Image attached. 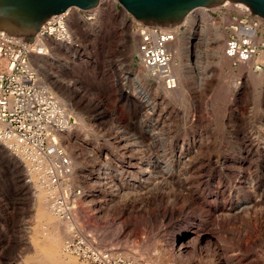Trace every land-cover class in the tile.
Instances as JSON below:
<instances>
[{
	"label": "rangeland",
	"instance_id": "374dc122",
	"mask_svg": "<svg viewBox=\"0 0 264 264\" xmlns=\"http://www.w3.org/2000/svg\"><path fill=\"white\" fill-rule=\"evenodd\" d=\"M123 9L120 4L117 13L107 9L101 16L84 62L51 70L73 83L71 91L62 92L69 96L65 103L72 115L79 117L73 141H85L63 144L73 162L71 183L83 193L70 220L50 206L37 170L28 162L34 172L28 175V165H18L10 150L0 147V264H30L37 256L36 241L47 242L53 234L62 251L77 224L94 230V241L103 249H118L137 264H167L168 259L170 264H264V79L238 92V72L226 62L217 82L203 91L183 83L177 100L142 76L149 107L119 83L120 60L137 70L135 20L140 21ZM162 150L175 167L192 162V171L183 169L178 176L184 178L183 192L175 183L155 186L157 176L141 175ZM40 191L56 216L49 230L39 218ZM246 202L251 205H241ZM180 238L189 244L182 247ZM62 253L68 262L52 264H87Z\"/></svg>",
	"mask_w": 264,
	"mask_h": 264
},
{
	"label": "built area",
	"instance_id": "2783aa9c",
	"mask_svg": "<svg viewBox=\"0 0 264 264\" xmlns=\"http://www.w3.org/2000/svg\"><path fill=\"white\" fill-rule=\"evenodd\" d=\"M101 2L98 0L97 5L90 9L80 8L77 13L72 10L73 6L50 16L39 26L32 41L0 29V141L17 159L29 162L32 169L37 170L36 175L49 190L52 208L64 220L71 219L83 196L82 190L71 183L73 162L60 139L75 130L76 122L67 108L52 95L40 76L38 64L40 59L50 58L53 49L56 60L52 62L50 72L52 68H69L71 64L84 62V54L97 32L95 23L100 17L97 7ZM113 2L117 11L120 3L110 0ZM242 4L210 10L208 18L212 25L219 26L220 32L227 34L222 54L231 62L234 71L239 73L238 68L246 67L254 74L263 75L264 62L259 58L264 56V17L256 14L249 4ZM189 26L185 22L178 26H165L136 20L135 71L146 74L152 85H158L167 92L176 91L180 81L175 72L173 46L180 36L188 32ZM123 45L125 48V41ZM195 50L192 48L188 64L196 82L204 86L217 82L221 73L218 67L210 65L203 77L199 75ZM117 66L120 85L130 93L126 86L128 82H134L129 73L135 71L124 60H120ZM241 75L237 76L239 81L247 75V70ZM204 86L199 90L203 91ZM72 142V145L85 143L76 139ZM28 182L31 184L30 179ZM94 238L92 229L77 224L72 237L65 242L64 251L87 264H137L118 249H103Z\"/></svg>",
	"mask_w": 264,
	"mask_h": 264
},
{
	"label": "bare ground",
	"instance_id": "6f19581e",
	"mask_svg": "<svg viewBox=\"0 0 264 264\" xmlns=\"http://www.w3.org/2000/svg\"><path fill=\"white\" fill-rule=\"evenodd\" d=\"M215 1H218L216 2L215 4H211L209 6H198V7H195L192 12H188L184 18L180 21V22H169V23H164L165 26H169L170 24H172L173 26H178V25H181L182 23H187L189 24V29H188V32L185 33L183 36H180L177 40V42L174 44L173 46V50L175 52V72L179 78V81H180V84H179V88L174 91V92H170L173 94L174 98L172 99H179L182 94H181V86L183 83H187L189 81V86H196V87H203L204 84L203 83H198L196 82L195 80V77L193 75V72L191 70V67L189 66L188 64V60H189V57H190V54L192 56L193 52H192V48H195V55H196V58H197V62H198V66H197V69H198V73L201 77H203V74L205 73L206 70H208L209 66H214V67H218L220 69V72L224 71L223 68H222V65H224L226 62H229L231 63L229 60L225 59L223 54H222V50H223V40L227 37V34L225 31L223 32H220L219 31V26H214L212 25V22H211V19L208 18V11L210 10H217L219 9L220 7L222 6H225V7H235L236 5L240 4V5H244L242 4V2L240 1H236V0H215ZM96 6V5H95ZM99 10H100V17H98L99 19L96 20V29L98 30V28L101 26L102 22H101V16L104 15L105 11H107V9H110V10H113L114 12L117 13L116 11V4L115 2L113 3H110V0H102L101 2V5L99 7H97ZM80 8L78 7H73L72 10L75 11L77 13V11H79ZM125 10V9H123ZM122 10V12H124ZM123 14V13H122ZM125 15L128 14V12H124ZM123 15L122 16V19H125L126 20V16ZM121 16V15H120ZM130 16V15H129ZM191 16H193V19L190 18ZM135 20V19H134ZM193 20V21H192ZM128 21V20H127ZM136 21V20H135ZM164 22H166L167 20H163ZM86 23V22H85ZM137 36L135 38V43H137L136 45V51L135 53L137 52V46H138V33ZM52 51V50H51ZM50 51V52H51ZM56 58V51L55 49H53L52 51V55L50 58L48 59H40L39 61V64H38V71L40 73V76L42 77V79L46 82V84L48 85L52 95L55 97V99L63 106H65L68 110V113L69 115H71L70 117L73 118L76 122V127H75V130H73L72 132H69L67 133L65 136H61L60 139L62 141V144H65L66 142H68V144L72 143L73 141V138L72 136L75 135V134H79L80 132V123L77 122V119L79 120V117L78 115L76 116H73L71 111L72 109L70 110V107L69 105H67L65 103V101H67L69 99V96H66L62 91L63 90H69L71 91V89L69 88V85L64 82L62 79L60 78H57L53 73L50 72V66H52V62ZM259 61H262L264 62V56L260 57L259 58ZM203 63V65H201ZM232 65V64H231ZM235 70V69H234ZM244 70H247V75H245L243 78H242V81H239L240 78H238V82H237V85L236 87H238V92L240 90H245L247 91V84H249V82L251 84H256L257 82H260V77H262L264 79V74L263 75H257V74H254L251 70L247 69L246 67H243V68H238V76H242L241 73L242 71ZM133 73V72H131ZM131 77H133V81L134 82H131V83H134V86L130 84L129 82V88L130 90H133L134 92L138 93V95H140L146 104H148L149 107H152L150 106L151 103H148L149 100H148V95L147 93L145 92L144 88L141 86V78L142 76L147 78L146 77V74H144L142 71H135V74H130ZM141 77V78H140ZM140 78V79H139ZM261 78V79H262ZM119 83H120V80H119ZM155 87H158L160 88V86L158 85H154ZM205 87V86H204ZM162 88V87H161ZM205 89V88H204ZM125 91V89H124ZM264 91V90H263ZM133 96V95H132ZM169 97V96H168ZM263 99L264 100V97H262V95L260 96V99ZM60 99H63L64 101V104L61 103L62 100ZM77 118V119H75ZM156 122V121H155ZM168 127V126H167ZM125 129V128H124ZM123 129V130H124ZM149 129V128H148ZM164 129V128H163ZM148 133H150L149 130H147ZM157 132V131H156ZM127 134V132H125ZM171 133V132H170ZM151 134V133H150ZM155 134V133H154ZM130 136V135H129ZM136 136V135H135ZM160 138V137H159ZM164 138V137H163ZM139 139V138H138ZM154 139V138H153ZM152 139V140H153ZM130 141V140H129ZM1 142V141H0ZM132 142V141H131ZM138 144V141L136 142ZM140 143V142H139ZM162 143V142H161ZM256 143V142H255ZM141 145V144H140ZM161 145H164V144H161ZM3 146L5 147L2 142L0 143V147ZM125 146V145H123ZM137 146V145H136ZM210 146V145H209ZM165 147V146H164ZM191 147V146H190ZM202 147V146H201ZM208 147V146H207ZM6 148V147H5ZM122 148V147H121ZM133 148V147H132ZM130 149V148H129ZM136 149V148H135ZM149 149V148H148ZM167 148H165L166 150ZM127 150V149H126ZM137 150V149H136ZM140 150V149H139ZM143 150V149H141ZM160 150V149H159ZM207 150V149H206ZM129 151V150H128ZM155 151V150H154ZM157 151V150H156ZM200 151H202L200 149ZM11 152V151H10ZM131 152V151H130ZM136 152V151H135ZM145 152V151H144ZM162 152V154L160 155L159 153L155 154L156 155V158H155V161L152 163V164H147V166L149 165L150 166V171L149 169L147 168L146 171H142L141 172V175L144 176V178L147 176V175H150L149 177H153V176H157L155 179H159V182L157 183H154L155 186L160 184L162 187H164V185H166L167 183H175V185L179 188L178 190L179 191H182L183 190L181 189V183H183L182 181L184 180V178H182L183 180L180 182V179L178 176H179V173L180 172H185V170L187 171V169L190 171L191 168L190 165L192 164V162H185L183 167L180 168V167H175L173 166V164H171V159L170 161L169 160H165V155L163 154V152H165L164 150L160 151ZM169 152V151H168ZM190 152V151H189ZM151 153V152H150ZM179 153V152H178ZM185 153V152H184ZM198 153V152H197ZM12 155H14L12 152H11ZM120 154V153H119ZM139 154V153H138ZM167 154V153H166ZM171 154V153H169ZM168 154V155H169ZM183 154V152H182ZM200 154V153H199ZM132 156V155H131ZM148 156V155H147ZM152 156V155H151ZM15 159H16V162L18 165H21L24 167V163H25V166L26 164L28 165V167L26 168L25 167V171H27L26 173L28 175H33L34 172H32L29 168V163L28 162H21L19 159L16 158V156L14 155ZM169 157V156H168ZM176 157V156H175ZM133 158V156H132ZM183 158V157H182ZM150 159V158H148ZM166 159H168L166 157ZM173 159V158H172ZM195 159V158H194ZM192 159V160H194ZM144 160V159H143ZM147 160V159H146ZM196 160V159H195ZM150 161V160H149ZM173 161V160H172ZM180 161V160H179ZM178 161V162H179ZM200 161V160H199ZM209 161V160H208ZM252 161V160H251ZM134 162V161H133ZM222 162V161H221ZM225 162V161H224ZM176 163V162H175ZM181 163V161H180ZM140 164V163H139ZM138 164V165H139ZM146 164V163H145ZM131 165V164H129ZM136 165L137 163L135 164H132L131 165V168L132 169H135L136 168ZM137 165V167H138ZM186 165H189V166H186ZM227 165V164H226ZM100 168V167H99ZM211 168V167H210ZM222 168H224L223 166H221L219 168V170H221ZM27 169V170H26ZM185 169V170H183ZM208 169V168H207ZM142 170V169H141ZM182 170V171H181ZM121 171V170H120ZM188 171V172H189ZM192 171V170H191ZM158 172V173H156ZM203 172V171H202ZM118 173V172H117ZM133 173V172H132ZM187 173V172H186ZM195 173V172H194ZM202 174V173H201ZM200 174V175H201ZM223 174V173H222ZM137 175V174H136ZM192 175V174H191ZM196 176V175H195ZM113 177V176H112ZM185 177V176H184ZM179 178V179H178ZM190 177L188 176V179ZM33 179V178H32ZM153 179V178H152ZM186 179V178H185ZM148 180V179H147ZM151 180V179H149ZM237 180V179H236ZM155 181V180H154ZM142 182V181H141ZM200 182V181H199ZM238 182V181H237ZM185 183V182H184ZM38 184V183H37ZM129 184V183H128ZM127 184V185H128ZM148 184V183H147ZM146 184V185H147ZM238 184V183H237ZM236 184V185H237ZM169 185V184H168ZM126 186V185H125ZM130 186V185H129ZM133 186V185H132ZM149 186H151L149 184ZM234 186V185H233ZM40 187V186H39ZM131 187V186H130ZM171 187H174V186H171ZM171 187H168V188H171ZM184 187V186H183ZM150 188V187H149ZM238 188V186H237ZM110 189V188H109ZM156 189V188H155ZM175 189V188H174ZM231 189V188H230ZM137 190V189H136ZM160 190V188L158 189ZM164 190V189H163ZM162 190V191H163ZM38 191V190H37ZM142 191V190H141ZM147 191V190H146ZM225 191V190H224ZM232 192V191H231ZM37 193V192H36ZM221 193V192H220ZM225 193V192H224ZM48 194V193H47ZM151 194V193H150ZM256 194V193H255ZM141 195V194H140ZM165 195V194H164ZM177 196V195H176ZM232 196V195H231ZM253 196V195H252ZM237 197V196H236ZM36 199H37V204H38V212H39V218L42 220V221H46V227L45 228H48V230L53 226L55 227V219H56V216H54V214H52L50 212V209L48 210V207L50 208V206H48V203H47V199H46V195L44 192L40 191L38 193V195L36 196ZM236 199V198H235ZM183 200V199H182ZM225 200V198H224ZM102 202V201H101ZM184 202V200H183ZM225 202V201H224ZM182 203V202H181ZM221 204V203H220ZM243 204H246L248 206H250L251 204L249 202H246V203H242L241 205ZM255 204V203H254ZM241 205H237V208L240 210V206ZM245 205V206H246ZM179 206V205H177ZM242 207V206H241ZM252 208V207H251ZM234 209V208H233ZM242 209V208H241ZM178 210V209H177ZM49 211V212H48ZM230 216V215H229ZM236 216V215H235ZM38 217V216H37ZM41 221V222H42ZM61 224V223H60ZM66 227V226H65ZM62 228V227H61ZM69 230V229H67ZM94 231V230H93ZM68 232V231H67ZM188 233V232H187ZM183 240L184 238H180L178 240V243H181V246L183 247L184 244L188 245L187 243H183ZM59 239L58 237H56V235H52L49 237L48 241L47 242H39V241H36V249H35V253L37 254L36 257H33V258H30L29 259V263L30 264H52V261H58L59 263H62L64 260H65V257H64V253H62V248H60V244H59ZM185 247V246H184ZM183 249V248H182ZM185 249V248H184ZM161 253V252H160ZM171 259V258H170ZM72 260V259H71ZM75 260V259H74ZM66 262H68L67 260H65ZM170 260L168 259L167 261V264H170ZM73 264H78V262L76 261H73Z\"/></svg>",
	"mask_w": 264,
	"mask_h": 264
},
{
	"label": "water",
	"instance_id": "95a60500",
	"mask_svg": "<svg viewBox=\"0 0 264 264\" xmlns=\"http://www.w3.org/2000/svg\"><path fill=\"white\" fill-rule=\"evenodd\" d=\"M135 18L146 23L167 20L180 22L198 6H209L215 0H118ZM221 1V0H220ZM249 4L264 17V0H236ZM98 0H0V29L33 40L39 26L50 16L70 7L90 9Z\"/></svg>",
	"mask_w": 264,
	"mask_h": 264
}]
</instances>
